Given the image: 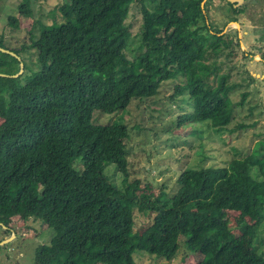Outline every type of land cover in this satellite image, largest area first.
Returning a JSON list of instances; mask_svg holds the SVG:
<instances>
[{
	"label": "trees",
	"instance_id": "16d2710c",
	"mask_svg": "<svg viewBox=\"0 0 264 264\" xmlns=\"http://www.w3.org/2000/svg\"><path fill=\"white\" fill-rule=\"evenodd\" d=\"M201 1L65 0L57 7L61 20L40 23L31 38L33 64L20 55L24 46L10 49L20 60L0 51V73L9 75L0 76V226L13 231L8 226L18 218L52 230L33 264H139L135 251L171 260L181 245L200 256L195 264H264L262 150L223 166L184 167L172 195L139 179L120 189L104 172L112 163L128 181L129 131L120 121L94 123L93 111H122L132 99L154 97L165 80H181L175 92H186L192 104L177 124L227 129L228 76L217 59L228 60L240 43L194 28L203 20ZM30 3L21 0L8 24L17 28L19 18L31 17ZM133 4L140 43L128 58L125 20ZM20 61L22 73L12 77ZM136 210L152 214L140 232L132 229ZM230 212L252 219L248 250L224 232Z\"/></svg>",
	"mask_w": 264,
	"mask_h": 264
},
{
	"label": "rangeland",
	"instance_id": "374dc122",
	"mask_svg": "<svg viewBox=\"0 0 264 264\" xmlns=\"http://www.w3.org/2000/svg\"><path fill=\"white\" fill-rule=\"evenodd\" d=\"M20 2L0 0V43L8 50L24 46L20 55L27 64H33L35 51L30 48L31 38L38 36L40 23L51 27L61 20L57 7L65 0H31V17H18L19 25L14 28L8 21L9 17L18 15ZM212 17L218 19L219 15L212 11ZM125 22L131 24L126 55L133 58L140 43L141 14L137 4L130 7ZM244 40L240 35V49L228 60L217 59L219 71L228 76L227 101L231 120L226 130H215L209 121L177 124L178 116L192 110L188 94L175 92V85L182 83L179 79L163 81L154 97L132 99L122 111H93L94 123L120 121L129 131V138L125 141L128 181L124 182L117 166L109 163L104 172L112 183L122 189L133 179H139L147 183L149 190L157 192L164 187L172 195L177 189V176L184 167L223 166L234 157L260 150L264 152V64L247 54ZM13 56L17 58V55ZM244 92L248 95L241 102ZM240 124L244 126L239 127ZM260 203L261 200L254 198L253 206ZM151 220L152 214L136 210L132 229L140 232ZM251 222L250 217L239 212L222 217L224 232L234 235L243 250H248L246 238ZM6 228L0 226V241H3L0 264H33L35 248L47 244L53 235L50 228L33 220L14 218L8 226L13 231L6 232ZM260 228L259 234L264 238V225ZM133 257L139 264H195L200 259L199 255L187 254L182 245L171 260L137 251Z\"/></svg>",
	"mask_w": 264,
	"mask_h": 264
},
{
	"label": "flooded vegetation",
	"instance_id": "af4514ba",
	"mask_svg": "<svg viewBox=\"0 0 264 264\" xmlns=\"http://www.w3.org/2000/svg\"><path fill=\"white\" fill-rule=\"evenodd\" d=\"M200 5L203 20L200 18L194 28L201 33L208 31L210 34L235 36L238 39L241 35L244 40L254 30L264 31V0H202ZM212 11L219 15V20L212 17ZM249 20H252V24L246 23ZM250 25L254 28H250Z\"/></svg>",
	"mask_w": 264,
	"mask_h": 264
},
{
	"label": "crops",
	"instance_id": "0c3cea01",
	"mask_svg": "<svg viewBox=\"0 0 264 264\" xmlns=\"http://www.w3.org/2000/svg\"><path fill=\"white\" fill-rule=\"evenodd\" d=\"M250 28H254L250 25ZM244 49L248 53L253 51V58L257 61H262L264 64V58L262 59L261 55L264 54V31L254 30L244 37ZM251 55V54H250Z\"/></svg>",
	"mask_w": 264,
	"mask_h": 264
},
{
	"label": "water",
	"instance_id": "95a60500",
	"mask_svg": "<svg viewBox=\"0 0 264 264\" xmlns=\"http://www.w3.org/2000/svg\"><path fill=\"white\" fill-rule=\"evenodd\" d=\"M229 1H234V0H229ZM236 25H237V23H236ZM0 51L7 52V53H11V54H13V55H16V54L13 53L12 51H10V50H8V49H4V48H2V47H0ZM17 58L20 60V57H19L18 55H17ZM19 65H20V69H19V71H18L16 74L11 75L12 77H17V76L23 71V62L20 61ZM0 76H9V75H7V74H3V73H0ZM4 227H5V226H4ZM2 243H3V241H0V245H1Z\"/></svg>",
	"mask_w": 264,
	"mask_h": 264
}]
</instances>
